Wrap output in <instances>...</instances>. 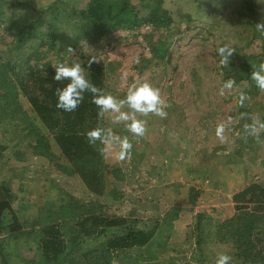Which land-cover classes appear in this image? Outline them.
Masks as SVG:
<instances>
[{
  "label": "rangeland",
  "instance_id": "rangeland-1",
  "mask_svg": "<svg viewBox=\"0 0 264 264\" xmlns=\"http://www.w3.org/2000/svg\"><path fill=\"white\" fill-rule=\"evenodd\" d=\"M21 1L30 6L20 7L17 19L41 15L44 26L53 28L58 40L74 37L85 26L79 14L86 10L88 0H64L66 9L60 4L50 9L56 0ZM130 2L139 17L147 14L148 9L140 6L138 0ZM162 8L174 28L162 61L151 59L149 45L143 38L151 28L142 24L132 31L109 33L98 42L79 39L57 55L47 53L43 60L30 63L45 72V65L52 68L61 59L79 62L83 67L91 59L103 67V89L113 96L123 98L133 82L148 81L168 101L166 118L138 115L147 121L146 132L139 142L133 141L130 158L117 160L114 155H105L109 173L105 174L104 194L93 196L77 176L58 170L56 165H64L65 160L52 140L50 149L58 158L56 162L33 156L29 148L33 140L12 127L0 129V188L6 186L12 196V210L21 222L28 224L42 205L56 203L66 195L80 203L98 202L105 217L136 222V228L160 227L162 235L153 238L151 244L157 241L163 245L164 253L152 245L149 249L154 250V258H149V252L139 257L129 253L127 263L112 264H197V214L203 216V264H215L216 254L225 250L232 254L233 264H243L235 258L233 245L217 242L215 234L235 213L232 195L249 184L264 182V128L258 127L264 123V92L249 96L245 82L235 83L231 90L224 89L223 95L221 89L226 81L223 68L238 65L236 55L264 59V31L257 26L264 25V0L259 1L253 20L241 17L238 0H163ZM11 43L12 37L0 25L3 60ZM224 44L235 52L228 64L221 65L216 50ZM18 59L14 62L16 71L23 63L22 57ZM19 102L34 125L44 131L26 99L20 97ZM115 115L104 114L103 128L131 139L124 122H116ZM219 123L225 125L223 140L216 135ZM253 124L257 125V132H246L245 125ZM113 151L118 152V146ZM189 196L193 197L192 205ZM103 237H82V245L93 248ZM254 240L264 256V236ZM36 242L39 241L19 239L17 244H11L17 256L10 255V264H25L23 259L29 264H43Z\"/></svg>",
  "mask_w": 264,
  "mask_h": 264
},
{
  "label": "trees",
  "instance_id": "trees-1",
  "mask_svg": "<svg viewBox=\"0 0 264 264\" xmlns=\"http://www.w3.org/2000/svg\"><path fill=\"white\" fill-rule=\"evenodd\" d=\"M138 1L140 6L148 9L143 17H139L137 8L130 0H88L86 10L79 14L84 28L76 32L74 37L58 40L54 29L44 26L41 15H26L29 18L23 16L17 19L16 11L30 5L21 0H0V25L3 32L12 37L11 46L5 52L6 59L0 58V129L4 131L12 127L19 130L17 133H25L26 138L33 140L29 146L33 156L56 162L58 158L50 149L52 140L65 160L64 165H56L58 170L67 176H77L95 197L104 194L105 174L109 170L105 155L101 152L103 145L99 141L90 144L85 134L90 129L103 128V117L97 116L98 109L90 103V93H85L84 102L73 113L56 109L55 89L63 87L66 82L52 80L54 70L49 65H45L44 72L30 63L43 60L47 53L57 55L64 48L73 47L79 39L98 42L109 33L132 31L142 24L151 28L143 36L152 53L151 59L162 61L167 56L168 46L174 36L172 20L162 8L163 0ZM259 1L238 0L241 17L253 20ZM65 3L64 0H56L50 9L58 4L66 9ZM238 56V65L230 64L223 68V79L247 83L246 93L253 97L260 90L248 78L251 66L259 65L264 59L262 56ZM19 57L23 58V63L20 70L16 71L14 62ZM88 62L84 67L89 69L90 79L103 89V67L92 62L89 68ZM23 70L28 71L25 74ZM20 97L26 99L45 132L38 129L23 110ZM114 175L117 177V172ZM189 199L192 205L193 197L189 196ZM11 201L12 196L3 185L0 188V264H10V255L17 256L11 244H17L19 239L39 241L36 242V251L43 264L127 263L129 258L126 255L129 253L139 257L149 252V258H154L155 252L149 249L150 246L153 245L155 249L164 247L157 241L151 244L153 238L162 235L160 227L143 230L136 228V222L105 217L98 202L80 203L70 196L62 195L56 203L46 202L42 205L36 218L28 224L21 222L12 210ZM231 202L235 213L218 227L216 241L233 245L235 258L243 264L264 263V256L254 240L260 235L264 236V182L249 184L234 193ZM175 217L176 213L172 219ZM202 218V214H197L194 220L197 264H203L206 260L202 248L205 242L202 237ZM91 236L95 240L103 236L105 239L93 248L83 247L82 237ZM145 249L149 251H142ZM161 253H164V248ZM23 262L29 264L25 259Z\"/></svg>",
  "mask_w": 264,
  "mask_h": 264
},
{
  "label": "clouds",
  "instance_id": "clouds-1",
  "mask_svg": "<svg viewBox=\"0 0 264 264\" xmlns=\"http://www.w3.org/2000/svg\"><path fill=\"white\" fill-rule=\"evenodd\" d=\"M264 31V25H257ZM69 51H73L69 48ZM217 55L220 57V64H228L229 58L235 50L228 44H224L217 48ZM94 60H89V68ZM54 75L52 80L56 82H66L63 87H57L54 95L56 96L55 108L66 113H73L84 102L85 93L91 94L90 103L98 109L97 116L103 117L105 113H114L116 122H124L125 130L131 134L123 137L113 133L111 128L96 127L86 132V138L90 144L100 142L103 147L101 152L104 155H114L117 160H125L130 158L133 141L139 140L145 135L147 121L140 117H147L149 114L166 118L168 112L166 109L170 107L168 101L162 98L160 89L155 87L148 81H135L128 86L123 98H117L104 89L97 87L88 73V68L82 66L81 63L67 60H58L52 67ZM252 71L248 77L254 82L257 89L264 92V62L259 65L251 66ZM87 69V71H86ZM235 81L228 79L223 83L221 94L224 89L231 90ZM243 99V96H241ZM127 108V111L122 109ZM259 128H264V123H259ZM225 125L219 123L216 126V135L219 139H224ZM245 131L249 133L257 132V125H245ZM118 146L119 151L113 150ZM215 264H233V256L228 251H220L216 254Z\"/></svg>",
  "mask_w": 264,
  "mask_h": 264
}]
</instances>
